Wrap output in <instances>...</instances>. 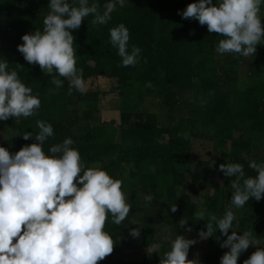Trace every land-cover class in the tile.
I'll use <instances>...</instances> for the list:
<instances>
[{
    "label": "trees",
    "instance_id": "16d2710c",
    "mask_svg": "<svg viewBox=\"0 0 264 264\" xmlns=\"http://www.w3.org/2000/svg\"><path fill=\"white\" fill-rule=\"evenodd\" d=\"M193 2L195 0H124L122 5H117L112 10L107 23L93 25L92 16H88L82 19L77 29L71 30L76 66L82 69L84 81L96 77L112 78L116 88L110 91L117 92L119 96L127 94L126 90L133 88L134 83L145 86L150 82L151 87L139 91V94L148 99H156V108H161L164 112L161 120L155 112L135 111L130 115L129 112L122 111L120 135L127 139L129 145L114 161L105 160L104 157L109 155L115 145L95 142L91 131V124L97 120L92 105L98 100L100 91L80 93L73 89L70 95L66 94L69 83L67 79L61 77L63 86L56 89L51 83L50 74L34 63H27L17 51V45L22 44V35L42 29L43 17L49 11L48 0H0V60L6 62V70H16L20 79L40 99V107L35 115L9 117L0 121V131L8 132L0 142V147H5L11 154L22 146L34 143V140H24L22 135L24 132H31L34 137L38 132L36 121L41 120L51 124L53 128V136L43 144L46 154L50 146L70 137L74 141L72 147L78 149L86 167L99 164L110 176L123 180L126 171L119 167L130 163L129 176L126 179H132L139 175V170H143L153 150H165L166 158L163 161L171 163L169 153L172 149L183 153L190 148L191 136H186L187 118L183 115L175 117L173 114L176 110L183 112L185 107L192 112H200L202 121L215 127L214 132L220 137V142H229L230 155L227 163H241L244 165L245 175L254 176V171L247 164L252 159L250 153H253L254 148L261 155L254 160H264V143L258 142V138L264 137V121H255L258 105L264 103V94L259 99L253 90L261 88L264 93V68L255 73L259 84L246 88L243 99L232 107L230 103L236 93L235 78L222 73L218 61L211 62L212 55L208 50L219 41L220 36L215 32L209 33L206 26L199 25L196 20L182 19L178 15V11L182 12L187 4ZM99 5V10L104 11L106 0H99ZM162 18L165 22H161ZM119 23L128 28L129 45L141 49L140 58L134 66H118L120 57L109 43V29ZM257 46L264 59V45ZM194 80L202 95L201 103L193 110L190 102L181 98L186 90L193 87ZM80 104H83L82 108H79ZM131 118H134L133 121ZM193 121L191 118V124ZM111 123L114 121H110L106 127L110 128ZM235 133L238 134L234 136ZM126 168L128 170L127 165ZM164 175L167 179L171 178V183L165 187L153 179L147 182L145 188L140 187L142 185L128 186L125 192L128 193L126 199L131 205L129 214L119 225L111 223L110 218L105 222V230L109 231L114 241L113 251L97 264H159L160 256L169 247V240H161L156 236L160 226L168 225V232L173 231L179 235V221L184 219L186 223V219L198 209V205L189 196L176 192V188H181L184 184V172L170 166V169L163 171L162 176ZM224 179L225 187L230 188L233 178L225 176ZM139 188L143 191L141 201L136 198ZM146 194L152 196L149 203L144 200ZM254 200L249 198L245 205L254 204ZM255 201L258 204L260 200ZM172 204L176 206L175 212L169 210ZM225 204L223 196L206 197L203 200L205 220L209 214L219 218ZM174 216L176 222L173 221ZM205 220H191V228L196 231L204 230ZM240 220L237 224L238 230H245L246 222H256L254 234L264 239V217L258 218L252 213H244ZM135 223L138 227H135ZM156 224L159 226L154 228ZM132 228L139 230L138 237L133 238L129 234ZM225 238L218 230L207 238L201 257L202 264H219V258L228 251L227 248L220 247ZM153 242L160 244L159 256L146 252V247ZM134 243L138 244L144 257L140 261L123 260L122 252ZM236 264L242 262L237 260Z\"/></svg>",
    "mask_w": 264,
    "mask_h": 264
},
{
    "label": "clouds",
    "instance_id": "9594fccd",
    "mask_svg": "<svg viewBox=\"0 0 264 264\" xmlns=\"http://www.w3.org/2000/svg\"><path fill=\"white\" fill-rule=\"evenodd\" d=\"M123 3L106 0L101 12L99 0H48L42 29L22 35L17 51L27 63L50 74L56 89L63 86L62 77L69 82L66 94L73 89L84 93L71 30L88 16H92L93 25L107 23L112 10ZM261 5L264 0H195L178 15L196 20L209 33H217L221 37L215 47L217 54L250 56L258 44L264 45ZM128 41L129 31L123 23L109 29V43L120 57L118 66H134L140 58L141 49ZM6 69V62L0 60V121L35 115L40 107L38 95L16 70ZM145 87H151L150 82ZM36 127L34 137L31 132L22 135L34 143L11 154L0 147V264H97L113 251L114 241L105 230V222L110 218L111 223L121 224L131 208L122 180L110 176L99 164L86 167L70 137L50 146L46 154L43 144L53 136V128L41 120L36 121ZM247 167L254 176H246L244 165L238 162L219 165L224 176L233 178L230 202L222 216L209 214L205 220L203 207L193 213L196 220L206 221L204 230L198 232L201 239L213 236L217 230L226 236L220 247L228 251L219 258V264H236L243 251L257 244L252 231L238 234L233 230L236 216L232 209L242 208L249 198L258 201L264 194V160H249ZM144 200L150 202L151 194H146ZM169 210L175 212V204ZM179 223L182 226L185 220ZM129 234L136 238L139 230L132 228ZM167 239L169 247L159 264H198L186 258L194 240L173 231ZM159 248L160 244L153 242L146 252L156 253ZM242 264H264V247H256Z\"/></svg>",
    "mask_w": 264,
    "mask_h": 264
},
{
    "label": "rangeland",
    "instance_id": "374dc122",
    "mask_svg": "<svg viewBox=\"0 0 264 264\" xmlns=\"http://www.w3.org/2000/svg\"><path fill=\"white\" fill-rule=\"evenodd\" d=\"M213 3H215V0H213ZM260 16L261 27L262 30H264V5H261ZM161 22H165V19L162 18ZM219 39H221V37H219ZM216 45L217 43L211 48H208L210 54L212 55L211 62H213L214 60L218 61L221 66L220 71L235 78L236 93L234 96H232V100L230 103L232 107H235V103L243 99L242 95L243 93H245L246 88L259 84L258 78L255 76V73H258L260 69L264 68V59H262L261 49L256 46L255 53L250 56H240L234 53L217 54L215 52ZM84 82L85 91H100L98 100L93 102L92 105L94 111L96 112L95 117L97 119L95 123L91 124V131L94 135V141L99 143H113L115 145V148L110 151L109 155L104 157L105 160L115 161V159H118L119 155L123 153L127 145H129L127 139L122 138L120 135L122 131L120 128V113L122 111H127L130 113V115L135 111L155 112L159 119L162 120L164 118L163 109H157L155 106V103L158 102L156 99H148L139 94V91L148 90V87L143 86V84L134 83L135 86L133 88L128 89V91L126 90L127 94L125 93L119 96L117 92L110 91L111 89L115 90L116 88L114 85L115 82L112 80V78L96 77L89 78ZM253 91L259 99H261L262 94H264L261 88H256ZM201 95L202 92L197 87L196 80H194L193 87L186 90L183 93L181 99L189 101L191 109L194 110L195 107L199 103H201ZM155 97L159 98L158 95H156ZM82 107L83 104H80L79 108ZM183 108V112L180 110H176L173 114L175 115V117L178 115H183L187 118L185 121V123L187 124L186 136H191V143L189 146L190 148L183 153H178L175 149H172L169 153L171 163H164L163 161L164 158H166L165 150L163 151L159 148L157 150H153L150 158L146 160V164L143 167V170H139V175L133 176L134 178L132 179H126V177L129 176L128 173L130 163H125V167L124 164L123 166L120 165L121 168L119 167V169L126 171L124 172L125 178L123 176L124 179L122 180V189L124 191H127L128 186L130 187L131 184L138 186L142 185L140 187L145 188L147 182H149L150 179L159 181V183L163 187H165L171 183V178L168 177L167 179L165 175L162 176L163 171L170 169V166H174L178 171L184 172L185 176L183 186L181 188H176V192L178 194L183 193L189 196L191 201L195 202L198 205V209L203 207V200L206 197L220 195L225 198V205L226 207H228L232 190L228 187H225V176L219 170V165L227 163L228 161L230 155L229 142H220V137L216 136V132H214L215 127L202 121V119L200 118V112H192L188 108ZM263 110L264 103H260L255 114L256 122L264 121ZM191 118L194 119L193 124H191ZM133 119L134 118H131L130 120L133 121ZM110 121H114V123H111L110 128L108 126L106 127V124H108ZM189 127H191L190 130H188ZM7 134V131H0V142L3 140V138H5V136H7ZM237 134L238 133H235L234 136H236ZM258 142L264 143V137L258 138ZM254 149L253 153H250L252 157L251 160L261 157V155L258 153L259 150L256 148ZM126 165L128 166V170L126 168ZM125 193L128 195L127 192ZM142 197L143 191L139 188L136 193V198L137 200L139 199V201H141L143 200ZM226 207L224 208L223 212L225 211ZM232 210L236 216V220L233 221V230L237 231L238 234L239 232L243 231H252L253 237L257 241L256 246H250L240 254L237 260L242 262L256 250V247H264V239L259 238L254 234V226L256 225V222H246L245 230H238L237 224L241 222V215L244 213H247L248 215L252 213L258 218L264 217V194L262 195V198L260 199L258 204L254 200V204H247L242 208H233ZM156 213L158 215V212ZM222 214L220 216H222ZM165 217H167V214H165ZM191 220L196 221L194 215L186 219V225L179 227V231L181 232V234L179 235L184 236L186 239L195 241L192 245L189 246L186 258L189 260H196L198 264H202L201 257L202 253L205 251L207 238L201 239L198 236L199 231L193 230V228H191V226L193 225ZM173 221H177L176 216H174ZM158 226L159 225L156 224L154 228H157ZM135 227H138L137 223H135ZM160 227L161 228H159V230L156 232V236L161 240H163L162 238H164L165 241L168 240V225ZM187 228H191V231H186ZM158 252L159 250L157 249L156 254H158L159 256ZM122 255L123 260L125 261H140L144 257V255L141 254V250L138 247V244L135 243L132 244L128 250H124L122 252ZM154 257L155 255L153 256V258ZM150 264H153V262H151Z\"/></svg>",
    "mask_w": 264,
    "mask_h": 264
},
{
    "label": "crops",
    "instance_id": "0c3cea01",
    "mask_svg": "<svg viewBox=\"0 0 264 264\" xmlns=\"http://www.w3.org/2000/svg\"><path fill=\"white\" fill-rule=\"evenodd\" d=\"M123 256V255H122Z\"/></svg>",
    "mask_w": 264,
    "mask_h": 264
}]
</instances>
